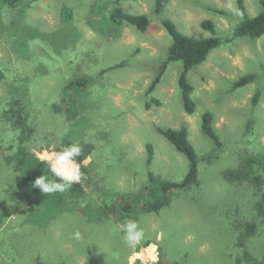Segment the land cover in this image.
I'll return each mask as SVG.
<instances>
[{
    "label": "rangeland",
    "instance_id": "374dc122",
    "mask_svg": "<svg viewBox=\"0 0 264 264\" xmlns=\"http://www.w3.org/2000/svg\"><path fill=\"white\" fill-rule=\"evenodd\" d=\"M238 1L169 0L160 15L155 13V0H21L14 7L0 2V153L13 137L4 111L14 99L15 88L22 86L26 91L20 97L37 126L29 144L35 154L50 146L62 148V115L50 109L61 104L64 85L72 76H87L90 97L83 103L100 117L87 131L92 130L94 136H84L83 143H93L97 135L104 143L94 146L92 159L84 161L89 173L80 182L89 200L100 197L94 187L131 196L147 182L149 170L164 180L180 181L187 172V161L156 127L186 126L200 156L199 186L176 191L171 204L158 214L138 213L136 222L146 234L142 246L147 247V241L157 246V264L159 260L160 264H239L240 260L247 264L232 237L236 241L247 223L257 222L258 233L249 250L262 262L264 217H258L250 199L254 186L246 181L230 183L225 176L237 167L238 159L264 153V37L233 39L232 28L241 20ZM241 1L253 17L264 0ZM115 7L127 14L146 15L148 29L140 32L125 25L120 32L110 33V22L104 20ZM71 14L72 19L68 18ZM161 19L197 39L211 36L202 26L209 21L223 41L188 73L196 103L192 116L183 110L177 87L180 62L169 64L152 96L145 94L171 45ZM77 35L78 41H71ZM21 38L22 56L17 49ZM120 62H125L122 68L102 73ZM249 74L257 80L234 90L232 83ZM256 92L259 101L253 106ZM107 108L104 116L100 110ZM205 112L213 114L221 148L201 133ZM92 120L88 119L82 132ZM102 128L110 134L99 132ZM147 144L154 151L148 168ZM20 183L0 158V264H127L130 250L118 228L122 223L114 219L88 222L85 215H64L45 228L27 224L28 207ZM76 230L80 241L71 238Z\"/></svg>",
    "mask_w": 264,
    "mask_h": 264
},
{
    "label": "trees",
    "instance_id": "16d2710c",
    "mask_svg": "<svg viewBox=\"0 0 264 264\" xmlns=\"http://www.w3.org/2000/svg\"><path fill=\"white\" fill-rule=\"evenodd\" d=\"M20 1L21 0H0L2 5L10 4L13 7L20 3ZM168 2L169 0H155V13L160 15ZM238 2L241 20L232 28L233 39L257 41L263 38L264 1L260 2L261 10L253 17H250L246 13L242 1L239 0ZM113 10V14L111 13L108 17L106 16L107 18L104 20L105 23L108 21L110 22V26L108 27L110 33L115 34L120 32L125 25L132 26L140 32H145L148 29L150 22L146 15L127 14L118 7H115ZM68 18L72 19L73 14L68 15ZM161 25L170 37L171 45L167 52L166 61L159 68L158 74L150 83L145 94L147 96H152V93L155 92L158 85L161 83L163 75L166 74L165 72L169 64L180 62L182 64V69L177 78V87L181 94L183 110L187 115L192 116L196 112V103L191 98L193 87L188 81V73L193 68L204 63L211 52L220 48L223 41L216 36L215 28L209 21L204 22L202 26L205 30L210 32L211 36L203 39L183 35L178 31L176 25L168 19H161ZM51 38L52 37L49 39ZM79 38L80 35H77L71 38V41H73V39L76 41ZM21 40L22 38L17 40V49L22 56L25 46ZM124 64L125 62H120L106 67L103 69L102 73L122 68ZM256 80L257 77L253 74L244 75L232 83V86L233 89L236 90ZM89 81V77L84 75L78 74L72 76L64 85L61 104L55 103L52 105L53 108L51 107L50 109L54 114L61 113L65 130L64 137H62L61 140L62 148H56L55 151H61L64 146L79 143L82 152L76 159L81 164V172L83 175L89 173V169L84 165V161L89 157L92 159V150L94 146L97 148L98 144L104 145V143L99 141V135L95 137L93 143H83L84 136H94L92 130L90 132L87 131L94 125H97L95 120L100 117H97V112L95 113L94 110L92 111L90 105H87V107L83 103V100H88L90 97L87 91L90 84ZM18 88H20V90ZM18 88L14 89V99L11 100L9 107L4 111L7 116L6 121L10 123V127L13 130V137L6 150L0 153V158L7 167L13 170L15 178L21 182L23 199L28 207L27 224H36L45 228L50 222L64 215L75 217L85 215L88 218V222H111L112 219L119 223H123L126 220L137 221L138 213H143L144 215L152 213L158 214L163 208L169 206L173 194L176 191L188 190L194 186H199L198 166L200 156L189 140L188 128L186 126H181L178 129H162L156 127L157 133L169 142L187 161V172L180 181L164 180L149 170L147 172V182L141 187V190L133 193L131 196L127 193L120 194L114 190H107L103 187H94V189L98 191L100 197L97 200H89V194L86 192V188L83 186L82 182L74 183L70 189L62 193L43 194L38 188L33 187L35 179L43 174L49 179L56 178L48 172L47 163L38 160L30 149L29 144L35 137L37 126L33 121L34 118L31 115L30 109L28 108L27 110L24 99L20 97L25 96L26 91L22 89V86ZM77 96L81 98V101L75 100ZM258 98L259 92H256L252 100L253 106L258 104ZM151 100L157 103L155 99L151 98ZM150 105V103H147V107H150ZM82 107L85 109L82 110ZM100 111L105 116L106 113H108V108L105 109V111L103 109ZM92 117L93 120L91 125L87 130L82 132L88 119ZM200 130L202 135L211 142L210 144L214 145L216 148H221V137L214 127V117L212 113L205 112L202 114ZM99 132L110 134L103 128ZM109 142L112 148L113 142L111 138ZM146 150L147 158L145 166L148 168L152 164L154 151L150 144L146 145ZM238 160H240V162L237 167L227 172L225 176L230 183H241L246 181L254 186L255 191L250 199L256 206L258 217H264V191L261 190L264 186V153L255 152ZM83 175L81 179H83ZM258 226L257 222L247 223L245 232H242L241 235L236 238V241L234 237H232L233 246L235 245L236 248L241 250V256H243L242 261L247 264H264V259L261 260L262 262L257 261L249 250L250 241L257 236ZM148 244H151V242L149 243L147 241L145 246ZM160 263L161 260H159L158 264ZM240 263L241 260L239 264Z\"/></svg>",
    "mask_w": 264,
    "mask_h": 264
},
{
    "label": "clouds",
    "instance_id": "9594fccd",
    "mask_svg": "<svg viewBox=\"0 0 264 264\" xmlns=\"http://www.w3.org/2000/svg\"><path fill=\"white\" fill-rule=\"evenodd\" d=\"M51 149V150H50ZM36 152L38 160L44 161L48 165V172L56 179H49L45 174L35 179L33 187L38 188L43 194L62 193L70 189L74 183H79L82 178L81 164L77 157L81 155L82 149L79 143L64 146L61 151H55L54 146ZM90 160V157L88 158ZM123 233V243L130 250L127 257V264H157L158 252L155 244L142 246L146 239V234L139 223L133 220H126L118 225ZM71 238L76 241L81 240L79 230L71 234Z\"/></svg>",
    "mask_w": 264,
    "mask_h": 264
}]
</instances>
